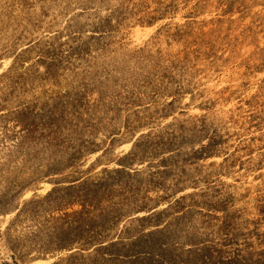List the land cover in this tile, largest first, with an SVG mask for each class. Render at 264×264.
Segmentation results:
<instances>
[{"label": "rangeland", "instance_id": "rangeland-1", "mask_svg": "<svg viewBox=\"0 0 264 264\" xmlns=\"http://www.w3.org/2000/svg\"><path fill=\"white\" fill-rule=\"evenodd\" d=\"M238 149L260 212L239 248L264 252V0H0V264L116 261L157 210L218 191L167 202L158 162Z\"/></svg>", "mask_w": 264, "mask_h": 264}, {"label": "bare ground", "instance_id": "bare-ground-1", "mask_svg": "<svg viewBox=\"0 0 264 264\" xmlns=\"http://www.w3.org/2000/svg\"><path fill=\"white\" fill-rule=\"evenodd\" d=\"M156 38V36H154ZM154 38V39H155ZM157 46L155 40L150 42L149 49ZM174 133V128H171ZM187 136V135H185ZM188 156V154L183 153ZM228 158L204 159L194 166V160L186 156L181 159H171L167 169H162L158 162L151 182L147 186L160 187L161 173L167 171V202L171 194L191 181L199 182L205 176L219 182L218 191L203 192L199 188L194 195L181 198L157 210L151 220L140 223L146 230V225L153 222L166 221L165 229L160 234H153L147 239L141 238L128 249L119 245L112 246L109 252L118 255V260H108L109 264H264V252H247L239 248L245 239L250 238V231L255 218L260 214L255 210L257 202L251 196H246V190L235 184L239 178L240 166L248 164L249 155L241 149L230 152ZM220 157V156H216ZM261 162V159H255ZM165 175V174H164ZM141 190H136L135 196ZM152 198H149V200ZM185 206L187 211L180 213ZM154 207V206H152ZM241 209V214L238 212ZM156 211V208H153ZM127 227H135V222L128 221ZM130 228H126L128 234ZM260 234L264 238V228ZM149 241V244L147 243ZM136 253L146 250L148 257L132 256L127 261L128 250ZM232 249V250H231Z\"/></svg>", "mask_w": 264, "mask_h": 264}]
</instances>
